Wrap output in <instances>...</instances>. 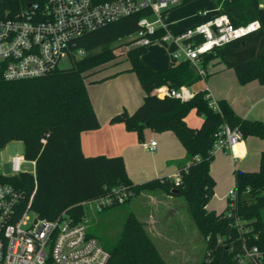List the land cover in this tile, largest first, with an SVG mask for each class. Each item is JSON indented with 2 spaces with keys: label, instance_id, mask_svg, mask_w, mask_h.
<instances>
[{
  "label": "trees",
  "instance_id": "obj_1",
  "mask_svg": "<svg viewBox=\"0 0 264 264\" xmlns=\"http://www.w3.org/2000/svg\"><path fill=\"white\" fill-rule=\"evenodd\" d=\"M193 1L183 0L175 8ZM213 1L218 12L227 14L233 25L259 20L261 27L204 54L202 64L206 67L219 58L235 69L241 84L254 80L264 83L262 0ZM5 4L0 0V16L5 14L2 10ZM149 14L146 10L138 12L85 34L77 46L86 54L74 59L68 69L13 81L5 80L0 74V150L20 140L25 145V159L37 161L36 179L26 171L0 173V182L25 190L28 199L36 189L32 208L39 216L55 219L67 211L78 221L87 215L85 201L112 193L116 187H130L134 197L144 191L160 189L186 199L199 231L207 239L210 257L195 264H238L244 245L257 246L264 254V151L258 171H235V196H229L224 211L208 208L216 186L211 172L216 134L227 123L233 128L239 127L245 137L253 135L264 139V122L243 118L226 99L217 101L218 109L212 106V100L206 97L207 90L197 87L202 77L191 61L174 62L168 69L157 70L143 59L148 47L129 49L130 70L138 75L146 95L134 112L125 109L111 120L125 122L129 130L140 134L145 128L173 131L186 147L190 161L188 168L180 173L179 184L168 176L135 184L122 156L88 157L82 150V133L101 127L87 88V76L116 57L119 47L116 43L135 32L139 19ZM215 14L212 12L209 16ZM164 33L160 31V35ZM162 85H188L197 88V94L189 102L160 98L153 92ZM193 109L204 116L199 128L186 122V116ZM134 197L108 208L130 203ZM107 250L111 254L108 264H168L145 222L133 211L127 217L119 240Z\"/></svg>",
  "mask_w": 264,
  "mask_h": 264
},
{
  "label": "built area",
  "instance_id": "obj_2",
  "mask_svg": "<svg viewBox=\"0 0 264 264\" xmlns=\"http://www.w3.org/2000/svg\"><path fill=\"white\" fill-rule=\"evenodd\" d=\"M5 12L0 16V74L5 80H21L46 76L59 69L62 60L79 59L86 51L78 47L85 34L95 31L138 12L149 11L141 17L138 28L120 38L135 47H150L157 43H173L178 47L176 61L189 60L200 75L205 70L200 62L204 54L218 46L258 30L259 20L235 26L229 16L219 13L209 16L210 11H199L204 19L195 25L172 31L165 15L179 6L183 0H2ZM209 16V17H208ZM207 17V18H206ZM165 33L160 35V31ZM206 97L211 99L209 90ZM160 98H176L191 101L197 92L188 85L171 87L162 85L153 92ZM212 100V99H211ZM211 105L219 108L217 102ZM245 135L239 127L224 124L216 134L213 153L228 149L236 153ZM157 141L150 140L143 146L155 151ZM30 172L36 179V160ZM24 156L12 158V169L18 174ZM179 184L180 174L176 176ZM36 189L28 199L25 190L13 184L0 182V264H108L110 252L99 239L89 232L88 214L78 221L67 211L55 219L39 216L32 208ZM230 196H235L234 189ZM134 197L127 186L116 187L112 193L85 201L98 212L115 203H124ZM34 212L36 215L32 216ZM238 264H264V254L257 247L244 245L238 256Z\"/></svg>",
  "mask_w": 264,
  "mask_h": 264
},
{
  "label": "crops",
  "instance_id": "obj_3",
  "mask_svg": "<svg viewBox=\"0 0 264 264\" xmlns=\"http://www.w3.org/2000/svg\"><path fill=\"white\" fill-rule=\"evenodd\" d=\"M262 6L264 7V0H262ZM203 8L209 10L210 13H217L218 10L213 0H206V5L198 8V15H196L198 19L195 21L187 24V22L184 23L186 21L185 17L172 19L170 15L176 8L165 15V21L172 31H177L203 20L204 17L199 13ZM155 45H158V43ZM167 45L173 46L172 58L168 59L169 62L166 60L163 63L149 64L143 56L144 61L157 70L168 69L174 62H181L174 59V53L179 50L177 45L173 43H168ZM200 65L205 70V75L198 74L202 77V80L206 81L204 89L209 90L213 101L217 102L221 99H226L243 118L264 122V83L254 80L247 84H241L235 69L228 67L219 58L210 61L206 67L201 60ZM138 79L135 76L130 78L132 82V98L127 94V98H125L126 88H120V91H122L119 93L121 98L114 97L111 93V88L108 87L95 90L94 96L89 93L101 122V127L82 133V150L88 157L100 155L107 157L122 156L128 174L135 184L158 178L162 179L167 176L176 177L180 172L188 168L190 161L187 157L186 147L173 131L157 132L151 128H145L140 134L138 131L129 130L125 122L114 123L111 121L116 114L125 109L132 113L143 104L146 94ZM192 89L197 90V88L193 87ZM186 122L191 127L199 128L204 122V116L198 113L196 109H193L186 116ZM150 140H156L158 143L155 151H150L143 146L144 142ZM236 150V153L228 149L216 152L214 161L211 164V172L216 179L214 197H219L222 202L226 200L234 189L235 171L237 169L244 171H258L260 169L261 156L264 151V139L253 135L247 136ZM155 191L157 190L144 191L142 193H150L149 196H151ZM165 195L166 197L161 199L154 198V202H160L164 205L168 203L167 205H169V200L173 199V195L168 193ZM134 198L130 203L133 202ZM221 201L218 204L220 207L223 205ZM157 213L152 212L148 221L143 222H145L146 228L153 239L155 238L154 233L160 236V239H158L161 240V243H159L161 250L158 248L164 259L167 261L168 258H175L178 255L181 258H186L190 252L196 249L195 241L193 238L186 237V235H179L175 241L170 236L165 235L160 227L162 224H159L158 221L159 212ZM162 227L166 230L163 225ZM169 241H174L171 247L169 246Z\"/></svg>",
  "mask_w": 264,
  "mask_h": 264
},
{
  "label": "rangeland",
  "instance_id": "obj_4",
  "mask_svg": "<svg viewBox=\"0 0 264 264\" xmlns=\"http://www.w3.org/2000/svg\"><path fill=\"white\" fill-rule=\"evenodd\" d=\"M203 5H206V0H195L173 10L170 17L172 19L185 17L186 21L184 23L187 22L189 24L198 19L196 17L198 15V8ZM116 44L119 46L115 52L117 56L101 64L87 76V88L93 96L95 95V90L108 87L111 88V93L114 97L121 98V94L119 93L122 91H120V88H126L125 98H127V95L131 98L133 97L130 78L135 76L138 79V76L134 71L130 70L132 63L128 58L127 51L135 46L119 41ZM172 51V45L158 43V45H152L147 48L144 59L149 64L163 63L170 57L172 58ZM72 65L73 60L64 59L61 61L59 69H68ZM205 86L206 81L202 80L197 87L204 88ZM24 152L25 145L20 140L12 141L4 149L0 150V173L7 175L14 173L12 158L16 155L24 156ZM34 170L35 165L32 162L27 160V162L22 163V171L33 172ZM149 194L141 193L131 203L115 208H108L102 212L94 210L90 205L87 206V214L90 216L89 232L99 239L100 244L104 248L109 249L119 240L124 224L131 211H134L142 221H148L152 212H159L158 221L166 229L164 230L162 225H160L165 235L170 236L174 241L177 240L179 235H186V237L193 238L195 241L196 249L190 252L186 258H181L179 255L175 258H166L168 264H195L202 261L205 257H210V252L207 251V239L199 231L186 199L183 196L173 195V199L169 200V205H167L168 203L164 205L160 202H154V198L161 199L162 197H166V193L163 190L157 189L151 196ZM229 196L223 202L219 200V197H213L209 202L211 204H208V208L215 209L218 212L224 211L228 205ZM220 201L221 204L223 203L221 207L218 206ZM31 215L35 216L36 214L32 212ZM154 235L155 243L161 250V245L159 244L161 243V240H159L160 236H157L155 233ZM174 241H169L170 247ZM188 249L190 251V247Z\"/></svg>",
  "mask_w": 264,
  "mask_h": 264
}]
</instances>
